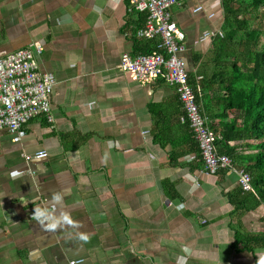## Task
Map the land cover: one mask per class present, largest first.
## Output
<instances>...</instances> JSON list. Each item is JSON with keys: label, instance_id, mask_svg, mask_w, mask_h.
<instances>
[{"label": "crops", "instance_id": "crops-1", "mask_svg": "<svg viewBox=\"0 0 264 264\" xmlns=\"http://www.w3.org/2000/svg\"><path fill=\"white\" fill-rule=\"evenodd\" d=\"M180 1L184 57L219 125L204 79L221 0ZM127 5L0 0V50L41 42L40 67L57 79L53 123L29 121L19 142L0 130V264H262L264 202L241 201L237 172L205 171L175 86L120 67L142 24Z\"/></svg>", "mask_w": 264, "mask_h": 264}, {"label": "built area", "instance_id": "built-area-1", "mask_svg": "<svg viewBox=\"0 0 264 264\" xmlns=\"http://www.w3.org/2000/svg\"><path fill=\"white\" fill-rule=\"evenodd\" d=\"M179 4L180 0H128L130 14L146 15L136 28L135 36L155 40L156 50L148 53L126 51L121 55L120 67L132 72L141 83L162 79L175 86L183 108L180 119L188 124L199 145L205 171L217 173L221 168L231 167L238 173L242 188L251 190V174L235 167L228 154L219 152L217 142L222 138L210 127V118L202 112L194 84L189 81L190 70L184 57L186 36L172 13V8ZM203 8L198 5L194 11ZM218 33L223 35L221 31ZM204 34V37L208 35ZM43 48L41 42L32 41L16 50H0V130L11 133L16 142L22 140L29 121L44 118L49 124L54 122L51 93L57 79L53 72L40 67ZM201 77L198 75L195 79ZM46 155L45 150L24 154L28 161Z\"/></svg>", "mask_w": 264, "mask_h": 264}, {"label": "trees", "instance_id": "trees-1", "mask_svg": "<svg viewBox=\"0 0 264 264\" xmlns=\"http://www.w3.org/2000/svg\"><path fill=\"white\" fill-rule=\"evenodd\" d=\"M221 7L223 35H216L210 45L215 70L204 84L208 88L205 104L221 105L223 121L210 127L222 135L219 151L252 176V189H242L241 201L264 202V0H221ZM145 17L140 13V22ZM132 38L134 53L156 50L155 40ZM189 74L199 100L202 79Z\"/></svg>", "mask_w": 264, "mask_h": 264}, {"label": "clouds", "instance_id": "clouds-1", "mask_svg": "<svg viewBox=\"0 0 264 264\" xmlns=\"http://www.w3.org/2000/svg\"><path fill=\"white\" fill-rule=\"evenodd\" d=\"M218 31H221L222 32V30H218ZM218 31H217V34L216 35H220L219 33H218ZM223 33V32H222ZM216 35H214V37L216 36ZM213 37V38H214ZM188 65V64H187ZM189 68V67H188ZM191 72V71H190ZM194 75V74H193ZM194 76H196V75H194ZM200 79H202V77L200 78ZM198 100V99H197ZM198 102H199V100H198ZM199 104H200V102H199ZM202 110V109H201ZM203 112V111H202ZM204 113V112H203ZM189 127V126H188ZM190 129V128H189ZM196 140V139H195ZM220 141V140H219ZM221 141H222V139H221ZM199 146V145H198ZM217 147H218V142H217ZM200 150V149H199ZM218 150H219V147H218ZM220 152V151H219ZM221 153V152H220ZM224 154H226V153H224ZM230 156V155H229ZM231 157V156H230ZM232 158V157H231ZM233 159V158H232ZM233 161H234V159H233ZM234 165H235V167H237V168H243V167H240L239 165H238V163L237 162H235L234 161ZM222 169V168H221ZM220 169V170H221ZM219 170V171H220ZM219 171L217 172V173H219ZM247 171V170H246ZM235 172V171H234ZM249 172V171H248ZM250 173V172H249ZM211 174H216V173H211ZM252 177V176H251ZM242 187V186H241ZM243 189V188H242ZM244 190V189H243ZM246 191V190H245ZM249 191V190H248ZM262 264H264V262H262Z\"/></svg>", "mask_w": 264, "mask_h": 264}, {"label": "rangeland", "instance_id": "rangeland-1", "mask_svg": "<svg viewBox=\"0 0 264 264\" xmlns=\"http://www.w3.org/2000/svg\"><path fill=\"white\" fill-rule=\"evenodd\" d=\"M262 17V16H261ZM217 133V132H216ZM217 134H219V133H217ZM220 136H221V138H222V135L221 134H219ZM223 139V138H222ZM192 158H196L197 156H195V155H192L191 156ZM199 157L202 159V161H203V158H202V156H201V153H200V150H199ZM222 169H227V170H232V171H234L231 167H225V168H222Z\"/></svg>", "mask_w": 264, "mask_h": 264}]
</instances>
